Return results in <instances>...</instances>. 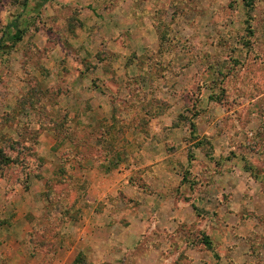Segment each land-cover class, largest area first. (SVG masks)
Instances as JSON below:
<instances>
[{"label":"rangeland","instance_id":"obj_1","mask_svg":"<svg viewBox=\"0 0 264 264\" xmlns=\"http://www.w3.org/2000/svg\"><path fill=\"white\" fill-rule=\"evenodd\" d=\"M99 75L113 115L84 106ZM0 149V197L60 177L43 264H264V0H0ZM83 162L123 174L85 241Z\"/></svg>","mask_w":264,"mask_h":264},{"label":"crops","instance_id":"obj_2","mask_svg":"<svg viewBox=\"0 0 264 264\" xmlns=\"http://www.w3.org/2000/svg\"><path fill=\"white\" fill-rule=\"evenodd\" d=\"M107 42L99 43L98 48L94 52L92 51L94 53L93 57L95 59L97 58V54L107 49V46L109 45V43ZM118 44L120 46L122 45V47H119L118 45V47H116L117 50L127 48L125 44L123 45L122 41H119ZM91 47L93 46L87 43V51H89V48ZM133 66L135 65H130L127 68V71L124 72H127L128 74L132 73L131 71L133 70ZM118 68L119 67L116 66V68L112 69V82L120 80L121 70ZM100 76L101 75H99V77ZM102 76L101 79H99L100 81H98L100 86L93 88L91 92L89 91L91 97L90 100L84 102V106H92L94 110L93 112H99L102 110L101 107H103L105 112H108V114H105V116H108L109 114L113 115L114 109L112 107L113 104L109 95V84L107 83L108 81L105 79V76L104 78H102ZM66 99L67 97L65 96V99H63V101H66ZM58 107H62L61 102L58 103ZM66 107L69 108V106ZM45 133H48V135H52L54 137L58 136V132H56V130H46ZM73 166L85 171L87 174L88 171H90V176L87 177V180L86 177L83 178V176H80V178L72 176V183L76 185L83 184L87 186L85 195H82V206L80 205L79 208L81 216L79 228L81 232H79L78 239H82V241H85V239L88 237V232L91 233L93 230L97 231L102 229V224L98 223V220L102 215L103 209L98 208V205L100 203V200L104 199V197H107V195L117 194V190L118 188H120L119 184L123 179V174L121 171H118V173L120 172L119 176V174L113 172V170H111L110 168L102 166L100 162H97L94 168L90 167L91 169H87L84 162L82 164H73ZM73 166L69 169L71 171L70 173H72V175H75L73 174L74 171H72ZM45 167L46 165L43 166V168ZM54 168L57 170L58 166L56 165L54 166ZM55 174V172L51 171L47 175L41 173L40 176H30V179L27 182V188L25 186H22L25 196H19L21 195L19 188L18 195L15 194L6 196L5 194H3V191L1 192L0 199L5 201V203L0 208V218L6 219V221H0V249L2 253H4L2 254V264H43L42 258H38V255L34 256L32 254V241L35 240L33 233L34 230L41 229L40 232L44 233L42 242H46L47 245L56 241V239L53 238V233L45 231L44 229L47 219L54 217L53 219L55 220V218L59 214L55 206L56 199L52 198L49 190L50 185L53 184V182L56 183L60 179L57 178ZM67 177L68 175L65 176V178ZM72 192V190L65 192V199L68 198L65 203H71L70 208L68 209V216H72L73 207L71 200H69V197L66 196H69V194ZM17 197L21 202H23L22 206L18 205L20 201H17ZM72 222V219H68L67 221H65V224L69 226V224ZM70 226L73 225L71 224ZM109 226L110 222L108 223V229L110 230L111 227ZM64 234L67 235L69 234V232L67 231ZM65 238H67V236ZM33 243L37 244L36 241ZM45 250L46 255L49 254L48 247H44L43 254H45ZM72 251H70V253ZM72 261L73 259L68 261L67 258L56 257L54 261L49 258L46 259L44 264H71Z\"/></svg>","mask_w":264,"mask_h":264},{"label":"trees","instance_id":"obj_3","mask_svg":"<svg viewBox=\"0 0 264 264\" xmlns=\"http://www.w3.org/2000/svg\"><path fill=\"white\" fill-rule=\"evenodd\" d=\"M51 125V124H50ZM53 125V124H52ZM12 160L10 159V157H8L5 153H4V151H3V149H0V169H1V167L4 165V164H2V163H6V164H9L10 162H11ZM60 178V177H59ZM60 180V179H59ZM35 241L36 242H38L36 239H35Z\"/></svg>","mask_w":264,"mask_h":264}]
</instances>
